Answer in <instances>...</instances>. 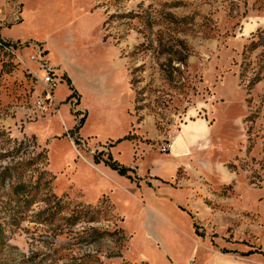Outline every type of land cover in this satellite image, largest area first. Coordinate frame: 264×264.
<instances>
[{"label":"rangeland","instance_id":"374dc122","mask_svg":"<svg viewBox=\"0 0 264 264\" xmlns=\"http://www.w3.org/2000/svg\"><path fill=\"white\" fill-rule=\"evenodd\" d=\"M4 25L0 173L17 165L15 175L34 179L19 162L38 151L35 136L52 191L115 209L43 223L51 190L24 209L0 178V264H197L210 252H264V45L248 50L264 41V0H0ZM40 49L45 70L32 60ZM49 70L54 103L39 115ZM200 118L206 137L181 164L162 151ZM109 152L140 178L94 161Z\"/></svg>","mask_w":264,"mask_h":264},{"label":"trees","instance_id":"16d2710c","mask_svg":"<svg viewBox=\"0 0 264 264\" xmlns=\"http://www.w3.org/2000/svg\"><path fill=\"white\" fill-rule=\"evenodd\" d=\"M21 12V9H19ZM22 20L21 17L18 18L17 22H20ZM107 19L104 22V26L106 25ZM5 43H8L9 41L4 40ZM15 44V42H12ZM260 45H264L263 42H252L248 46V50H254L258 48ZM87 117V113L84 112L83 115L78 119V122L75 126L74 133H78V129L83 125L85 119ZM75 143L77 144L80 142V138L77 136L71 135ZM34 141V147H38V151L36 154H34L32 157L28 158V160L19 162L20 166H23L22 168L33 169L35 176L34 179H28L26 178L25 174H20L19 176L15 175L16 166H10L5 169H3L0 173V178L2 181V185H4L7 181L10 183V191L9 193L12 195L13 200L16 203V206L22 207L24 209H29L32 207L33 204H35L39 197H41V194L44 195V191H46V188L51 190V187L54 184V174L49 169V155L48 150L45 147H42L40 144L37 143L36 137L32 136ZM130 134H126L123 137H120L117 141H121L124 139H129ZM24 143V140H20V145ZM94 161L95 162H104L107 165H110L112 168L116 169L121 175H126L130 177L131 179H139L140 177L138 175L133 176V173L135 172L133 167L131 166H125L121 164L119 161L113 158L111 153L109 152L108 157L104 158L101 156L94 155ZM43 164V169L40 170L38 173L36 172L35 166ZM35 169V170H34ZM47 179L46 182L44 179ZM46 193V192H45ZM50 198L55 199L54 202H50V206L47 209L42 210L40 213H38L39 218L41 222L43 223H49L57 218H66L69 225H75L81 222L82 220H88V221H96L97 215L101 211V205L108 204L110 209H115L113 204H109V200L103 199L100 200L97 204L92 203H86V202H76L71 203L70 200L65 199V195H58L54 191H50L49 194ZM43 197V196H42ZM67 212L68 214L63 215V212ZM63 215V216H62ZM117 216V215H116ZM118 217V216H117ZM119 218V217H118ZM90 233H96V232H102L99 229L91 230ZM118 233L120 235V240L122 241V244L128 241V235L126 234L124 228L122 226L118 227ZM102 234V233H101ZM4 236V231L2 228V225L0 224V237ZM251 253H262L264 255V252L259 249H251L246 252H242V255H249ZM79 264H91L90 261L80 262Z\"/></svg>","mask_w":264,"mask_h":264},{"label":"crops","instance_id":"0c3cea01","mask_svg":"<svg viewBox=\"0 0 264 264\" xmlns=\"http://www.w3.org/2000/svg\"><path fill=\"white\" fill-rule=\"evenodd\" d=\"M4 27L5 25L0 30L1 36L3 39L10 40V39H7L6 37H3L2 35V30ZM127 73H128V70H127ZM206 129H207L206 119H203V118H200L196 122L194 121L191 124H186L181 134L178 136V138L173 143L172 148L170 149V154H172L174 158H177L178 160L180 159V164H181V161L188 157L194 145L206 137V133H205ZM86 161H88L91 165L96 167L95 164L92 163L89 159H86ZM156 177H159V176L156 175ZM149 213L150 215H152L153 213H156V212L150 211ZM156 214L158 215V211ZM148 225L150 229L153 227V224L151 223H149ZM150 231L153 232L152 229ZM244 256H249V257L241 259V258H235V257L229 256V255L210 252L208 255L202 258L200 257V262L197 264H264V256H258V255H255L254 253H251L249 255H244ZM190 258L191 257H188L186 264H188Z\"/></svg>","mask_w":264,"mask_h":264},{"label":"built area","instance_id":"2783aa9c","mask_svg":"<svg viewBox=\"0 0 264 264\" xmlns=\"http://www.w3.org/2000/svg\"><path fill=\"white\" fill-rule=\"evenodd\" d=\"M32 60L39 62L45 70V66L43 65V61H42L44 60L43 51L41 49L39 50L37 54L32 55ZM46 66L48 68V65ZM42 83H43V91L35 102V108H36V111L39 113V115H42L45 113L46 107L49 103H54L53 92H54V87L57 83V79L51 70L47 71L46 75L42 79ZM171 146L172 144L170 142L165 143L163 144L161 149L164 152H168L170 151ZM188 264H195V261L190 260Z\"/></svg>","mask_w":264,"mask_h":264}]
</instances>
